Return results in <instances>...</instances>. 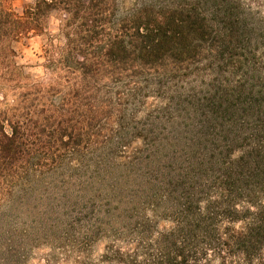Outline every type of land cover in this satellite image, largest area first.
I'll use <instances>...</instances> for the list:
<instances>
[{
  "label": "rangeland",
  "instance_id": "obj_1",
  "mask_svg": "<svg viewBox=\"0 0 264 264\" xmlns=\"http://www.w3.org/2000/svg\"><path fill=\"white\" fill-rule=\"evenodd\" d=\"M112 1L116 24L143 9L159 13L200 5L198 15L211 35L187 46L186 62L146 68L129 63L120 68L123 77L98 85L93 110L102 117L90 146L83 143L86 149L80 150L89 166L74 178L67 171L46 179L42 197L0 208V264H142L149 258L179 264L174 252L187 259V213H180L187 183L171 179L187 172V152L199 147L202 136H227L220 112L213 114L209 105L214 95L264 88V0H217L216 6L210 0L212 8L205 9L207 0ZM34 2L20 0L17 9L14 0L11 6L21 15ZM221 7L232 14L227 25L222 13L216 15ZM33 37L20 40L15 50L17 64L37 78L29 71L36 65L20 63ZM40 37L47 62L54 37ZM45 72L37 78L43 86L53 81ZM61 145L52 152L73 154V146ZM153 161L163 166L161 173L151 170ZM256 264H264V255Z\"/></svg>",
  "mask_w": 264,
  "mask_h": 264
},
{
  "label": "trees",
  "instance_id": "obj_2",
  "mask_svg": "<svg viewBox=\"0 0 264 264\" xmlns=\"http://www.w3.org/2000/svg\"><path fill=\"white\" fill-rule=\"evenodd\" d=\"M13 1L0 0V208L42 197L48 193L46 179L67 171L74 178L89 166L80 150L86 149L83 143L90 146L102 117L93 110L99 84L123 77L120 68L129 63L146 68L186 62L187 46L211 35L196 4L159 13L143 9L116 24L112 0H35L21 15ZM213 5L207 0L202 7ZM52 10L64 21L53 40L63 44L52 40L48 46L42 67L53 81L43 86L17 64L15 44L45 35ZM221 13L227 25L232 14L217 8L216 15ZM218 94L209 105L213 114L220 112L227 136H202L199 147L187 152V172L171 179L187 183V200L180 204V213H187V259L174 252L179 264H199L209 249L220 264H256L264 255V88ZM70 136H76L74 142ZM60 144L73 146V154L52 152ZM101 164L105 159L96 168ZM151 170L164 169L153 161ZM235 221L242 222L241 230L233 227ZM142 264L159 263L149 258Z\"/></svg>",
  "mask_w": 264,
  "mask_h": 264
},
{
  "label": "clouds",
  "instance_id": "obj_3",
  "mask_svg": "<svg viewBox=\"0 0 264 264\" xmlns=\"http://www.w3.org/2000/svg\"><path fill=\"white\" fill-rule=\"evenodd\" d=\"M133 2L134 0H125V3H133ZM14 7H16L17 9L21 7L20 0H15ZM62 23H64V21L60 18H57L55 14V10H52V14L49 16L48 28L46 29V31H48L50 34L55 36L58 33ZM28 43H29V47L23 48V59L20 60V63L36 65L35 67L30 68L29 71L32 72L37 78H44L46 76V72L44 67H42L45 64V59L43 58L42 47H41L42 39L40 36H35L31 40H29ZM52 43L62 46L63 41L53 40ZM2 99L3 97L0 96V100ZM14 100L15 98L11 94H9L8 104L12 105L14 103ZM0 107H3V105H0ZM4 123L7 122L5 121ZM4 133L9 137L12 135V132L10 131H5ZM235 207L237 211H239L240 208L239 204H237ZM250 210L254 211L255 209H250ZM232 223L235 224L237 230L241 228V223H242L241 221H235ZM221 255H223V253H221ZM212 257H213V251L209 249L204 260L201 261V264H206V262L208 260H211ZM177 259L179 260L180 257H177ZM33 264H35V261L33 262ZM40 264H44V261L41 260ZM213 264H220L219 257H217L213 261ZM225 264H227V260L225 261Z\"/></svg>",
  "mask_w": 264,
  "mask_h": 264
}]
</instances>
